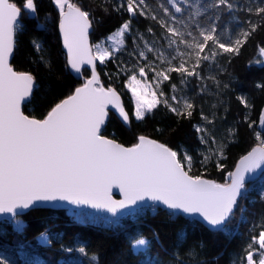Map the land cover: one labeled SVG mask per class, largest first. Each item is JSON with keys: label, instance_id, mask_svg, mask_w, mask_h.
I'll return each instance as SVG.
<instances>
[{"label": "snow or ice", "instance_id": "snow-or-ice-1", "mask_svg": "<svg viewBox=\"0 0 264 264\" xmlns=\"http://www.w3.org/2000/svg\"><path fill=\"white\" fill-rule=\"evenodd\" d=\"M52 3L59 13V29L67 49L68 65L78 74L82 73L85 65L90 66L91 78L52 107L45 118L25 115L21 106L33 97L36 80L30 72L14 70L9 60L16 48L18 34L27 30L25 21L34 18L38 27L43 28V25L39 24L36 0H20L19 4L16 0H0V216L8 214L15 218L20 214L18 210L56 201L89 205L116 216L123 209L150 202L153 213L166 209L173 216L179 213L199 216L212 230L226 232V222L235 215L238 202L247 197L246 178L264 170V138L261 133H255L259 146L240 160L234 172L228 173L229 182L224 184L190 175L192 156L187 153L181 156L146 136H139L132 147L106 138L101 130L108 117L109 106L117 109L125 122L129 115L116 89L105 88L101 83L96 62L103 64L112 58L114 51L120 50L126 33L131 31V21L125 22L114 36L108 38L112 48L107 44H97L93 49L88 42L92 26L89 12L74 0H52ZM168 3L181 14L184 13L181 5L194 8L188 19L196 25L197 32L187 30L188 24L184 20L178 19L164 4L159 5L174 23L158 21L168 34L170 53L157 51L147 41L144 42L147 52H155L160 63L166 65L159 70L156 67L151 69L155 73L156 87L169 80V74L174 72L203 80L197 71L203 62L215 64L217 56L224 53L238 56L248 38L262 26L250 19L246 22L247 27L241 28L234 36L228 34L225 39L218 35L215 23L201 26L193 17L203 16L209 9H220L221 6L232 12L236 6L231 0H212L203 7L199 0L195 4L190 0H168ZM119 7H126L132 16L138 12L142 17L157 20L147 0H126V4ZM242 10L264 20V0H252ZM215 19L219 21L220 17L217 15ZM176 25H182L185 30ZM33 45L37 52H43L39 42L33 41ZM259 53L264 56V47L259 48ZM139 56L148 59L143 50ZM40 60L45 61L43 55ZM208 79L218 88L227 87L221 85L215 76ZM146 80L145 66H141L130 76L127 85L135 98L134 114L138 120H143L145 114L161 102L152 84L143 83ZM206 87L200 88L201 93ZM257 87L264 88V85ZM172 90L177 91L175 84ZM172 100L181 103L175 95ZM239 100L245 108L250 107L245 97L241 96ZM163 103L179 116L191 117L195 109V104L188 98H183L182 108L173 107L167 100ZM202 118L209 124L213 123L208 116ZM259 124L264 128V113ZM196 130L198 133L208 132L202 127ZM201 139L207 143L204 137ZM213 155L226 158L222 148ZM204 159L208 161L211 157L205 156ZM217 167L223 170L222 165L217 164ZM114 186L124 193L123 200L112 199ZM15 223L17 230L22 231V223L18 220ZM261 227L258 236L254 235L245 249V255L233 260L232 264H264V225ZM42 238L44 242H50L47 235L42 234ZM131 247L134 250L147 249L149 241L138 237L131 241ZM79 251L87 255L84 247Z\"/></svg>", "mask_w": 264, "mask_h": 264}, {"label": "trees", "instance_id": "trees-1", "mask_svg": "<svg viewBox=\"0 0 264 264\" xmlns=\"http://www.w3.org/2000/svg\"><path fill=\"white\" fill-rule=\"evenodd\" d=\"M16 2L19 4L20 0ZM74 2L90 14L92 46L108 40L125 22L131 21L124 49L103 64L98 61L97 66L104 87L120 93L130 123L129 126L123 125L109 112L102 134L125 147L134 146L139 136H146L181 156L184 153L192 156L190 175L228 183V173L233 172L238 161L259 146L255 133L260 132L264 138V128L259 124L264 109V88L257 87L264 85V64L259 53V48L264 47V20L242 10L252 0H231L236 6L232 12L221 6L220 9H209L203 16L193 17L201 26L215 23L218 35L225 39L228 34L234 36L241 28L247 27L246 22L250 19L262 26L248 38L238 56L219 55L217 63L202 64L203 80L190 78L188 94L195 104L192 116H179L160 102L145 114L143 120L136 119L135 105L126 89L130 75L139 66L133 56L135 47L142 41L155 46L167 45L168 34L158 21L167 20L170 25L174 22L165 16L160 4L184 20L188 24L187 30L194 33L197 32L196 25L188 17L195 9L181 5L184 8L181 14L175 12L168 0H147L157 16V20H153L140 16L138 12L132 16L126 7H119L126 4V0ZM190 2L195 4L197 0ZM211 2L199 0L202 7ZM36 3L39 24L43 28L38 27L34 18L25 21L27 30L17 36L11 65L14 70L30 72L35 77L34 95L24 107V113L31 118L43 119L52 107L73 94L75 88L81 87L91 74L84 69L80 77H74L69 71L59 34L58 10L52 0H36ZM217 15L219 21L215 19ZM176 26L185 30L182 25ZM33 41L41 44L42 53L35 50ZM41 55L47 63L40 60ZM209 76H215L221 85L227 87L218 88L208 79ZM179 82L176 73H172L164 84L165 92L169 93L173 84L180 87ZM204 85L207 87L201 93L200 88ZM241 96L247 99L249 108L240 102ZM203 116H208L213 123H207ZM199 126L208 129L213 138L222 139L226 158L220 162L203 161L202 142L196 130ZM217 164L222 165L223 170ZM246 188L247 197L238 202V210L226 224V232H212L193 219L170 215L165 209L153 213L151 206L117 222L87 211L33 210L12 222H0V261L3 264H232L233 260L245 255L252 237L258 236L261 225H264V174ZM16 220L22 223V231L17 230ZM42 234L47 235L50 242H41ZM138 237L148 240L149 247L136 252L131 241ZM80 247H84L87 255L79 251Z\"/></svg>", "mask_w": 264, "mask_h": 264}, {"label": "rangeland", "instance_id": "rangeland-1", "mask_svg": "<svg viewBox=\"0 0 264 264\" xmlns=\"http://www.w3.org/2000/svg\"><path fill=\"white\" fill-rule=\"evenodd\" d=\"M117 39H119V38H117ZM124 39H125V37H124ZM144 42L145 41H142V42L138 43L137 46L135 47L136 50L133 52V56L138 60L139 66L136 67V71H134L131 75L137 73L139 67L145 66V70H146V73H147V80L144 81L143 83L152 84V86L155 89V91L157 93V96H158V98L160 99L161 102H163L164 100H167L168 104L172 105L173 107L182 108V100H183V98L190 99V95L188 94V92H189V81H190V78H192V77H186V76H182L180 73H176V77L180 81L179 82L180 83V87H176L177 91H175V92L172 90V88L170 89L169 93L165 92L164 84L168 80L161 82L159 84V86L156 87V85H155V80H156L155 73L153 71H151V69H152V67H156L157 70H159V69L165 67L166 65L160 63V61L156 58L155 52H153V53H148L147 52V49L145 48ZM100 44L101 45L107 44V46H109L110 48L113 47V45L108 44V40L103 41ZM148 44L150 46H154V48L157 51H164L166 54L171 52V49H169L167 47V45L155 46L153 43H149V42H148ZM94 46H93V49H94ZM119 47H120V50L119 51H114L112 57H117L118 56V53H120L124 49V43L122 45H120ZM141 50L145 51L146 54L148 55V59L147 60H145V59H143L142 57L139 56V52ZM206 62L207 61H205L203 63H206ZM173 63H178V61H174ZM208 63H210V62H208ZM210 64H212V63H210ZM201 67L199 69H197V71H199L201 73V75H202ZM171 74L172 73H170L169 75H171ZM199 80H201V79H199ZM127 85H128V82L126 84V89H127L128 93H129V95L131 96V98L133 100V103L135 105V108H136L135 98L133 97L132 92L129 90ZM145 90H147V89H145ZM137 91H140V89L138 88ZM161 93H162V95H161ZM174 95L177 97V99L181 100L180 104H177L175 101L172 100V96H174ZM199 127H202V126H199ZM202 128H205V127H202ZM199 134H200V139L202 137H204L207 140V143H204V142H202V139H201L202 148L200 150V153L203 156V161L204 162H209V161L220 162L223 158H220L218 155H213V153H216L221 148H222V151H223V141H222V139L213 138V136L211 135L210 132L199 133ZM205 156H210L211 159L208 160V161H205V159H204ZM192 164H193V162H192ZM191 167H192V165H191ZM80 218H82V217H80ZM40 241L43 242V243H46V242H44L42 236L40 237ZM256 247L258 248V245ZM140 250H144V249H140ZM140 250H135V251L138 252ZM255 258L256 257H254V259Z\"/></svg>", "mask_w": 264, "mask_h": 264}, {"label": "water", "instance_id": "water-1", "mask_svg": "<svg viewBox=\"0 0 264 264\" xmlns=\"http://www.w3.org/2000/svg\"><path fill=\"white\" fill-rule=\"evenodd\" d=\"M93 33V25L91 26V28L89 29V33H88V42H89V45L92 46V43H91V35ZM59 34H60V38H61V42H62V46H63V50L67 56V60H68V54H67V49L64 47V44H63V36H62V33L60 32V29H59ZM15 52V50H14ZM14 57V53H13V56L10 58L9 60V63L11 64L12 62V59ZM261 59L263 61V64H264V56H261ZM97 66H98V61L96 62V72L97 74L99 75L98 73V69H97ZM68 68H69V71L73 74L74 77H80L82 73L78 74L76 73L74 70L71 69V67L68 65ZM84 69H87L89 70L90 74H91V69H90V66L88 65H85L82 70ZM100 77V75H99ZM91 78V77H90ZM100 81H101V78H100ZM102 83V82H101ZM35 88H36V84H35V87L33 89V95H34V91H35ZM106 88V87H105ZM117 93L119 94L120 96V100H121V104L125 110V107H124V104H123V99L120 95V93L117 91ZM33 98V97H32ZM31 98V100H32ZM31 100L29 101H26L24 104H22L21 108H22V111L24 112V107L29 104L31 102ZM126 111V110H125ZM109 112H112L120 121L123 125L125 126H129V123H130V119L125 122L123 120V118L119 115V112L117 109H114L112 108L111 106H109V109H108V113ZM262 113H264V109L262 111ZM25 114V113H24ZM26 115V114H25ZM262 115V114H261ZM108 117H109V114H108ZM108 117L105 121V125L103 126L102 128V132L103 130L106 128V125H107V122H108ZM31 118V117H30ZM107 138V137H106ZM110 139V138H108ZM151 139V138H150ZM158 142V141H157ZM118 143V142H117ZM257 147V146H256ZM255 148V147H254ZM242 159V158H241ZM240 159V160H241ZM240 160L238 161V163L236 164L235 166V169L236 167L239 165V162ZM235 169L233 170V172L235 171ZM264 174V170H258L256 173H253V174H249V176L246 178V186L247 185H250L252 183H255L256 181H258ZM205 179V178H204ZM111 197L113 200H117V201H120V200H123L124 199V193L120 191V189L118 187H113L111 189ZM151 206L150 202L148 204H140L138 207H131V208H126V209H123L121 210L120 212H118L116 214V216H113L111 213L103 210V209H96V208H92L91 206L89 205H74V204H70L66 201H56L55 203H51V204H42L41 206L39 207H33V208H30V209H27V210H23V211H20L18 210V212H20V214L18 216H16L15 218L11 217L10 215L8 214H5L3 216H0V222H12L13 220H15L16 218L18 217H21V216H24L26 214H28L29 212L33 211V210H38V209H48V210H54V211H61V210H72V211H87V212H91L97 216H100V217H108V218H112L114 221H120L122 219H124L125 217H128L130 215H132L133 213L137 212L138 210L144 208V207H149ZM166 210V209H165ZM178 215H181L182 217L184 218H189V219H193L199 223H201L204 227H206L207 229H209L210 231L212 232H219V231H214L210 228V226L207 225V223L205 221H203V218L202 217H199V216H189L187 214H183V213H179ZM228 222H226L227 224Z\"/></svg>", "mask_w": 264, "mask_h": 264}]
</instances>
